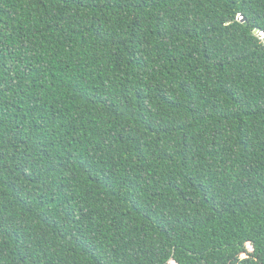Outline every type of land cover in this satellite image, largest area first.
<instances>
[{"label": "trees", "instance_id": "1", "mask_svg": "<svg viewBox=\"0 0 264 264\" xmlns=\"http://www.w3.org/2000/svg\"><path fill=\"white\" fill-rule=\"evenodd\" d=\"M264 0H0V264H264Z\"/></svg>", "mask_w": 264, "mask_h": 264}, {"label": "water", "instance_id": "2", "mask_svg": "<svg viewBox=\"0 0 264 264\" xmlns=\"http://www.w3.org/2000/svg\"><path fill=\"white\" fill-rule=\"evenodd\" d=\"M255 34H257V35H260V36H262L263 37V39H264V32L262 31V30H259V29H255Z\"/></svg>", "mask_w": 264, "mask_h": 264}]
</instances>
